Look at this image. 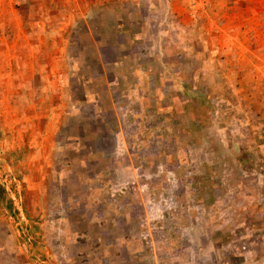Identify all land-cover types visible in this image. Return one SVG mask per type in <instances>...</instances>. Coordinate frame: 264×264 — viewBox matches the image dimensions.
<instances>
[{"label":"rangeland","instance_id":"rangeland-1","mask_svg":"<svg viewBox=\"0 0 264 264\" xmlns=\"http://www.w3.org/2000/svg\"><path fill=\"white\" fill-rule=\"evenodd\" d=\"M0 264H264V0H0Z\"/></svg>","mask_w":264,"mask_h":264}]
</instances>
